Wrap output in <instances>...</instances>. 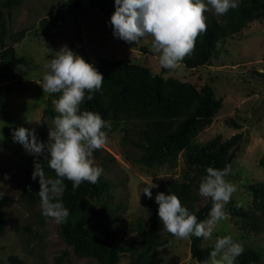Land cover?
Here are the masks:
<instances>
[{"label": "trees", "instance_id": "1", "mask_svg": "<svg viewBox=\"0 0 264 264\" xmlns=\"http://www.w3.org/2000/svg\"><path fill=\"white\" fill-rule=\"evenodd\" d=\"M25 0H0V72H12L21 65L29 64L24 56L16 54V44L27 34L28 29L13 32L9 30L6 15L11 18L12 12ZM103 14L112 17L115 12V0H88ZM83 0H63L59 11L40 18V28L53 37L61 32L66 17L62 11L68 7L72 15L82 10ZM207 31L201 33L194 52L182 62L189 69L210 65L220 52V44L231 38L248 23L264 19V0H239V7L227 14L218 16L214 11L205 13ZM87 62L103 74L101 90L93 94L91 101L85 99L81 110L99 113L105 121H111V130H116L125 123L123 143L135 154V160L147 167L177 166L182 154L186 166L182 178L166 180L157 189L152 188V198L143 194V202L148 210V217H138L128 221L120 216L121 203L112 202L113 190L121 180L112 178V167L105 160H100L104 169L96 184L83 182L73 191L72 182L65 179L66 190L61 202L69 210L66 222H58L59 233L68 248L62 254L75 255L94 259L96 264H119L123 255L129 256L128 264H162L163 257L158 249L167 243L162 232V222L158 216L159 205L155 197L159 192L176 194L182 205L197 216L198 221L210 218L211 198L202 204L199 195V184L207 175V167L218 169L231 164L242 146L247 143L244 132L235 133L227 139L217 135L206 142H198V135L211 125L214 117L223 107V98L218 97L212 83L197 86L174 76L154 73L150 67L135 62L130 58L110 59L96 56L86 57ZM62 93L50 94L55 100ZM87 95V94H86ZM0 102L1 99H0ZM50 100L43 110V116H54ZM229 124L235 128L242 125L233 119ZM36 129L39 141L47 138L46 125L43 121ZM111 161L115 158L109 154ZM38 161L44 168L46 176L56 178L53 170L48 168V160L43 156L26 155L21 162L22 189L21 201L28 206L39 207L38 222L43 218L41 198L39 196V177L32 179L34 162ZM264 165V155L260 161ZM228 180V178L226 177ZM253 196V207L244 209L238 202L228 203L231 214L242 218L249 226L248 234L258 232L264 222V183L244 185ZM144 191V190H143ZM13 197L0 194V236L7 229L8 216L6 209L15 203ZM122 202V201H121ZM106 215V216H105ZM137 235L131 241L122 237L128 230ZM33 235L31 227L26 228ZM122 240L126 245L118 242ZM203 237L191 238V252L202 263L214 246H202ZM9 259L18 264L21 261L15 256ZM58 260V259H57ZM264 249L248 245L237 258L236 264H262Z\"/></svg>", "mask_w": 264, "mask_h": 264}, {"label": "rangeland", "instance_id": "2", "mask_svg": "<svg viewBox=\"0 0 264 264\" xmlns=\"http://www.w3.org/2000/svg\"><path fill=\"white\" fill-rule=\"evenodd\" d=\"M61 2L63 0H25L13 10L11 18L6 15L9 30L28 29L15 48L16 54L26 57L29 64L21 65L12 72H0V194L17 200L6 209L8 224L5 233L0 236V264H18L11 261L10 256H15L21 261L20 264H96L91 258L74 253L62 254L68 245L59 233L58 222L53 218H43L38 222L36 212L39 207L28 206L20 200V166L23 157L29 153L14 141L13 133L20 127L36 128L44 121L48 136L42 142L47 143L58 113L43 116L49 100L51 108L55 109V99L45 94L42 87L43 76L48 71L45 65L65 45L84 59H94L96 56L130 58L166 77L174 76L199 87L212 83L217 96L223 98V107L211 125L198 135L197 141L206 142L217 135L227 139L238 132L247 135V143L232 161V171L227 178L237 189L230 201L238 202L244 209L252 208L253 196L244 185L264 183V165L260 163L264 155V19L248 23L222 42L212 64L195 69L181 64L179 69L170 70L160 66L159 54L152 51L151 36L142 38L139 44H129L115 37L111 18L91 6L88 0H83L82 10L75 16L66 7L62 11L66 21L61 32L56 37L46 35L40 28L39 20L49 12L56 14ZM230 119L242 127L231 126ZM125 126V123H121L116 130L107 132V144L94 151L93 158L95 164L101 167L98 161L105 160L104 156H107L106 161L112 167V178L121 180L115 185L112 202L121 203L120 216L135 221L138 217L147 218L149 215L143 202L144 188L151 183L159 186L166 180L182 178L186 166L182 154L174 168L147 167L139 163L135 160V154L123 143ZM109 154L115 160L111 161ZM5 176L10 178L4 179ZM206 200L201 196L202 204ZM224 211L226 218L216 224L209 239L203 238L202 246H215L218 238L231 235L243 247L254 245L264 249V222L258 232L248 234L250 227L244 224L242 218L231 214L228 204ZM28 227L32 228L33 235L27 232ZM162 232L167 239V243L158 249L163 257L162 264H202L192 255V237L188 240L178 239L163 226ZM136 235L129 229L122 237L125 241H131ZM118 242L126 245L120 239ZM128 261L129 256L123 255L119 264H128Z\"/></svg>", "mask_w": 264, "mask_h": 264}, {"label": "clouds", "instance_id": "3", "mask_svg": "<svg viewBox=\"0 0 264 264\" xmlns=\"http://www.w3.org/2000/svg\"><path fill=\"white\" fill-rule=\"evenodd\" d=\"M238 7L239 0H115L110 24L113 35L129 44H139L142 38L151 36L152 51L159 54L160 66L176 70L194 52L198 36L207 31L205 13L214 11L223 16ZM45 68L44 93H62L53 101L58 113L53 120L55 127L50 128L47 143L39 141L35 128L20 127L14 130L13 137L30 155L48 160V168L56 178L46 176L38 161L34 162L32 175L33 180L39 177L42 215L66 222L69 210L61 202L66 190L64 180L72 182L73 191L85 181L98 182L104 169L95 164L93 153L107 144L108 134L103 129L111 130L112 125L99 113L81 110L85 99L91 101L103 86L104 76L93 64L65 45ZM231 171V164L223 169L207 167L199 195L211 198L212 208L210 218L203 221H198L176 194L159 192L155 200L164 230L182 240L192 236L209 239L216 224L226 218L225 205L237 190L226 179ZM156 187L151 183L143 194L151 199L152 188ZM243 252V245L226 235L217 239L210 258L202 264H236Z\"/></svg>", "mask_w": 264, "mask_h": 264}, {"label": "water", "instance_id": "4", "mask_svg": "<svg viewBox=\"0 0 264 264\" xmlns=\"http://www.w3.org/2000/svg\"><path fill=\"white\" fill-rule=\"evenodd\" d=\"M83 18V17H82ZM83 19H85V18H83ZM83 19H81L82 21H83Z\"/></svg>", "mask_w": 264, "mask_h": 264}]
</instances>
